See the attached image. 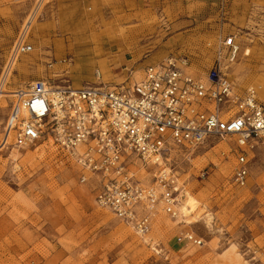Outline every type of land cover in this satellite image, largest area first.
Returning <instances> with one entry per match:
<instances>
[{
  "label": "rangeland",
  "instance_id": "rangeland-1",
  "mask_svg": "<svg viewBox=\"0 0 264 264\" xmlns=\"http://www.w3.org/2000/svg\"><path fill=\"white\" fill-rule=\"evenodd\" d=\"M37 1L0 0V19H8L0 20V73ZM146 22L155 27L140 30ZM37 25L41 45L28 36L32 51L19 57L36 51V64L22 75L13 70L17 86L42 77L51 86L92 85L95 70L103 73L100 60L131 82L146 65L168 57L185 59L186 70L197 74L224 49L218 41L233 35L239 49L232 62L228 51L220 54L222 69L239 87L253 86L264 102L256 84L264 80V0H49ZM13 99L1 100L0 140ZM228 140L177 149L162 161L180 187V201L186 194L196 200L184 218L192 223L172 226L177 218L162 212L165 224L154 230L158 212L143 237L97 206V181L81 183L86 171L50 139L21 148L0 143V264H264V152L253 151L249 181L237 187L230 178L232 157L219 156L225 142L232 146ZM187 232L202 243L176 241Z\"/></svg>",
  "mask_w": 264,
  "mask_h": 264
},
{
  "label": "built area",
  "instance_id": "built-area-1",
  "mask_svg": "<svg viewBox=\"0 0 264 264\" xmlns=\"http://www.w3.org/2000/svg\"><path fill=\"white\" fill-rule=\"evenodd\" d=\"M20 31L11 48L17 56L32 51ZM222 46L232 62L239 49L235 36L225 37ZM222 59L218 54L209 69L192 74L185 59L168 57L146 65L139 79L114 86L101 80L99 70L92 85L79 88L33 80L27 92H15L0 143L21 148L50 139L89 174L80 176L81 183L95 177L97 206L143 237L159 211L178 217L181 190L162 166L172 151L229 138L232 146L225 142L227 151L219 156L232 157L230 178L237 187L249 181L253 151L264 152V102L253 86L241 88L223 71ZM140 171L152 172L150 183ZM176 241L202 243L188 232Z\"/></svg>",
  "mask_w": 264,
  "mask_h": 264
},
{
  "label": "bare ground",
  "instance_id": "bare-ground-1",
  "mask_svg": "<svg viewBox=\"0 0 264 264\" xmlns=\"http://www.w3.org/2000/svg\"><path fill=\"white\" fill-rule=\"evenodd\" d=\"M49 0H38L35 7L33 8V10L31 11V13L27 16V19L25 21V23H23V27L22 30L20 31V33L25 30V34L23 35V39H25L26 35L28 36H32L33 37V41L37 40V43H41V40L39 41L40 35H41V27H39L37 25V19L39 16V13L41 11L42 6ZM123 19H127V17L123 16L121 17ZM0 20H5L8 21V19H0ZM36 23V24H35ZM75 24H81L78 20L77 23ZM33 25H35V27L33 28ZM155 25L153 23H144L142 24L141 27H139L140 30H146V31H150L152 28H154ZM33 28V29H32ZM86 28L87 26L84 27L83 31H80L77 35L79 37L85 35L86 33ZM134 30H131L129 33H131ZM137 31V30H135ZM19 33V34H20ZM132 34V33H131ZM18 36V35H17ZM15 38V41L17 40V38H19V36ZM124 39V38H123ZM22 41V40H20ZM122 41V40H121ZM119 42V41H118ZM178 40H175V43L173 45H178ZM13 43L11 48L15 49V44ZM222 44V42L218 41V48H220V45ZM41 45V44H40ZM14 46V47H13ZM224 50V51H223ZM221 52H219V54L225 55L227 49L224 48L222 50H220ZM244 54H250V49H246ZM11 55V61H10V65L9 68H7V65H4L2 68V71L0 73V107H3L4 104L2 103L3 101L2 98L3 97H14L15 92H17L18 90H22L21 92L25 93L27 92V90H24L25 87L22 85H16V83L18 82L17 77H15L12 72L14 69L17 70L18 74H23V70L33 64H36V60H37V52L35 51L33 53V57H28V56H22L20 59L19 57L21 56V54L19 56H17V53H14L11 50L9 51V58ZM25 55V54H22ZM8 58V57H7ZM8 58V61H9ZM235 59V57L232 59V61ZM228 61V60H226ZM103 70L104 73V78L107 80H110L111 78L116 80V81H121L122 80V70L119 69V67H115L112 65V62L109 63L108 60H100L98 62ZM51 66H49L50 68ZM47 68V67H46ZM46 68L44 66L40 67L39 69L41 71H46ZM241 70V69H240ZM239 70V71H240ZM238 70H236L237 72ZM235 72V73H236ZM44 76V73L41 74V77ZM39 79H43L45 80L43 77L39 78ZM238 80H240L239 78H237ZM36 80V79H34ZM33 81V80H32ZM105 81V80H104ZM257 83V92L259 93V96L264 99V80L263 79H259V81H256ZM15 85V86H11V85ZM8 140V139H7ZM9 141H6L5 145L7 143H9ZM143 173L146 174V177H152V172L149 171H143ZM144 174V175H145ZM91 178H93L95 180V177L92 176ZM196 206V200L194 198H192L189 194H186V196L184 197V199H182L178 205H177V210H178V215L181 216L180 218L177 217V220H174L171 222L172 226L177 225L179 223H184L186 225H191V221H189L188 219H186L187 216H189L192 211L194 210ZM160 215L155 219V223L153 225L154 230L158 229L160 223L165 224L164 219L166 220L167 218H165L164 214L162 213V211H159ZM185 218V219H184ZM181 219V220H180ZM167 222V221H166ZM153 234V233H152Z\"/></svg>",
  "mask_w": 264,
  "mask_h": 264
},
{
  "label": "crops",
  "instance_id": "crops-1",
  "mask_svg": "<svg viewBox=\"0 0 264 264\" xmlns=\"http://www.w3.org/2000/svg\"><path fill=\"white\" fill-rule=\"evenodd\" d=\"M161 61V60H160ZM157 62H159V61H157ZM152 63H156V62H152ZM144 69V68H143ZM143 69H142V71H143ZM141 75H142V72H141ZM141 75L139 76V78L141 77ZM138 78V79H139ZM126 79V77H124L121 81H116V80H114V81H110V80H107V79H105L104 78V73H102V76H101V80H106V83H107V85L108 86H114V85H116V84H119V83H121V82H123L124 80ZM135 81V80H134ZM94 83V82H93Z\"/></svg>",
  "mask_w": 264,
  "mask_h": 264
}]
</instances>
